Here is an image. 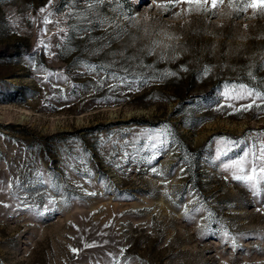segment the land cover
Wrapping results in <instances>:
<instances>
[{
  "label": "rangeland",
  "instance_id": "374dc122",
  "mask_svg": "<svg viewBox=\"0 0 264 264\" xmlns=\"http://www.w3.org/2000/svg\"><path fill=\"white\" fill-rule=\"evenodd\" d=\"M126 68L148 82L110 88ZM241 84L264 91V7L0 0V264H264V196L223 167L264 143V101L224 96Z\"/></svg>",
  "mask_w": 264,
  "mask_h": 264
},
{
  "label": "snow or ice",
  "instance_id": "6c2138e0",
  "mask_svg": "<svg viewBox=\"0 0 264 264\" xmlns=\"http://www.w3.org/2000/svg\"><path fill=\"white\" fill-rule=\"evenodd\" d=\"M77 0H71L73 6H75ZM85 2H89V0H85ZM128 0H123V3H127ZM217 0H212L213 8L216 6ZM51 4V0H49ZM162 7H168L169 5H161ZM171 6H175L174 4ZM257 6L264 7V0H233V7L236 8L237 12L247 11L248 8H255ZM44 11V9H41ZM53 15L52 12L48 13L42 20V24L47 25L48 23H53V21L49 18ZM72 13L69 14V18H71ZM131 18V17H129ZM86 31L87 29H82ZM42 45L47 47L44 44V41L40 42ZM92 71H97L95 66H89ZM103 67V66H102ZM186 70V69H183ZM209 69L206 67L204 69V74L207 75ZM166 75H175V73L168 72ZM131 77V79L129 78ZM109 77H102V80H107ZM110 78L113 80L119 81V84H110L109 87L115 89L120 86H127L129 90L134 85L137 84H146L148 82L147 78H142L141 74L133 72L130 68L123 69L120 73L116 71L110 70ZM232 92L234 93L232 96H229L228 92L224 93V96L229 99H249L251 98V103L241 106L240 111H246L253 107H260L256 102L264 101V91H255L253 89H249L247 86L241 84L239 85V89L233 87ZM231 107V105H228ZM259 135L264 136V133H259ZM172 136V132L170 131V127L165 124L163 128L153 136L152 134L148 135V140L150 142V146L152 149V154L147 158L148 163H152L154 160L158 158L159 155L166 153L169 151L168 145L171 143L167 139V137ZM242 143V141H233L228 138L221 139V146L217 148L215 158L219 160L222 156L228 155V153L235 147L236 144ZM127 155V153L125 154ZM225 170H232V179L236 181L243 182L246 186H248L254 196H264V143H260L259 145L254 142L244 150L242 155L236 159H233L230 163H225L223 165ZM156 174H162L157 172L155 168L151 169ZM183 172V169H181ZM94 195V193H92ZM55 202L54 198L48 200V205H51ZM264 203V200L261 201ZM5 207H9V205H4ZM23 207H28L27 204H22ZM49 209L47 206L44 207V211L47 212ZM186 216L189 214L188 208L185 205L184 207ZM201 208H193L192 212H201ZM209 217H211V213H209ZM227 236L228 233L225 232ZM233 243L235 241L233 240ZM73 252L78 251L77 249H72ZM123 251V250H122Z\"/></svg>",
  "mask_w": 264,
  "mask_h": 264
},
{
  "label": "trees",
  "instance_id": "16d2710c",
  "mask_svg": "<svg viewBox=\"0 0 264 264\" xmlns=\"http://www.w3.org/2000/svg\"><path fill=\"white\" fill-rule=\"evenodd\" d=\"M179 147V156L186 167L191 171L193 176L197 175L198 164L197 160L202 150V146L196 150H191L187 145L177 141Z\"/></svg>",
  "mask_w": 264,
  "mask_h": 264
}]
</instances>
